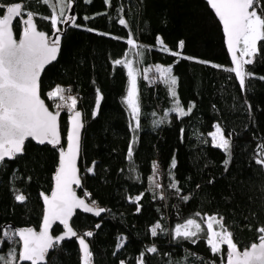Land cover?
Here are the masks:
<instances>
[{
	"label": "trees",
	"instance_id": "trees-1",
	"mask_svg": "<svg viewBox=\"0 0 264 264\" xmlns=\"http://www.w3.org/2000/svg\"><path fill=\"white\" fill-rule=\"evenodd\" d=\"M72 2L79 27L69 28L63 37L58 60L43 73L40 93L54 110L57 100L47 94L61 86L84 114L79 194L105 211L99 216L78 213L72 227L87 242L93 264H225L226 244L221 253H213L204 233L191 239L175 235V228L189 219L206 227L204 219L210 216L223 218L241 251L257 243V229L264 227V166L256 163L264 158V41L258 42L254 62L245 66L252 75L241 88L235 73L225 70L234 63L222 24L204 0ZM14 3H23L39 29L52 34V9L42 0H0L5 7ZM20 30L16 21L17 36ZM128 38L141 53L139 72L162 65L172 67L177 78L173 98L161 78L151 81L139 73L138 128L126 102V67L115 64L131 51ZM159 40L169 51L162 50ZM170 51H180V56ZM176 99L191 112L183 117L173 112ZM68 116L64 110L63 139ZM215 124L230 140L227 164L228 153L210 137ZM57 166V151L33 142L22 156L0 166V226L39 228L40 195L51 191ZM19 194L25 201L15 199ZM62 231L55 226L53 235ZM153 247L157 251L149 252ZM18 250L17 237L0 235V255L14 252L18 260ZM46 264L84 263L71 240L53 247Z\"/></svg>",
	"mask_w": 264,
	"mask_h": 264
},
{
	"label": "snow or ice",
	"instance_id": "snow-or-ice-1",
	"mask_svg": "<svg viewBox=\"0 0 264 264\" xmlns=\"http://www.w3.org/2000/svg\"><path fill=\"white\" fill-rule=\"evenodd\" d=\"M216 16L223 24V30L227 35V47L232 53L234 67L225 69L235 73L239 79L241 88L245 86L246 76L251 73L245 72V65L252 64L253 57L258 52V42L264 41V3L262 0H207ZM42 3L52 9L50 17L51 23L56 26V33H60L59 24H70L73 27H79L76 24V17L69 15L65 18L66 9L71 8V0H42ZM110 4V0H106ZM6 14L0 17V164L5 159H14L18 154L23 153L25 141L32 138L39 144L48 143L58 145L60 143L58 131L59 112L50 111L41 99L39 91V78L42 70L47 64L57 59L60 49V37L49 40L48 36L39 31L34 22V13L27 11L25 5L17 3L11 6H2ZM87 19V17H85ZM17 20L23 24V38L17 40L14 37L12 23ZM119 24L126 26L124 19L119 20ZM91 31V29H89ZM163 51H169L163 47V40H159ZM127 44L133 49L137 48L136 42L128 38ZM183 42H180L178 49L182 50ZM239 50L240 58L237 56ZM172 56H180V51H170ZM141 55V53H137ZM187 58V57H185ZM116 65L126 66L130 80V89L127 94V104L131 109L136 120V127H139L140 108L137 102V76L133 69L132 62L127 59H118ZM146 69L145 71H151ZM155 72L160 74L163 82L171 87V96L177 97L175 86L177 78L172 73V67L155 66ZM146 78V77H145ZM261 79H264L262 77ZM64 89L57 87L49 92V98L58 97L60 100L70 99L69 110L76 107L77 99L75 97H65ZM102 98V97H101ZM61 107V105H57ZM99 101L97 102V108ZM179 116L183 117L191 112L180 106L176 99V107L173 109ZM71 132L68 134L67 150H60L59 170L56 173V190L51 197H43L47 205V213L43 220V231L37 233L32 229L12 231L6 230L10 226H0V235L4 237H19L22 241V251L19 260L14 252L9 257L0 255V264H20L27 261L31 264H46V253L54 247L56 241L63 237L53 238L49 234V226L53 221H59L68 229V234L76 236V232L68 226V218L73 214L76 208H82L85 212H94L99 216L105 211L103 208L94 209L83 199L76 197L72 190V185H79L78 169L76 161L79 153V130L82 127L81 113L75 111L71 117ZM216 146L228 153L227 164L230 161V140L226 139L220 133L219 126L216 132L210 134ZM264 151V146L261 147ZM129 158L132 157V150L129 149ZM256 163L264 166V158L256 160ZM155 167V165H154ZM172 167H175L173 162ZM155 183V180H153ZM159 187V185H156ZM176 187L175 184L172 185ZM17 201L23 202L26 197L23 194L15 196ZM140 197H136L138 202ZM187 199V197H185ZM94 203V202H93ZM199 215V214H197ZM206 227H202L196 219L187 220L186 224L178 225L175 228L177 237L191 239L200 233L206 235L207 243L213 253H221L222 245H227V264H264V227L257 229L259 233L257 240L240 250L236 242L232 239V233L228 231L223 224V218L215 216L204 219ZM214 224L219 230H214ZM159 224L151 228V235H157ZM86 236H92V232H87ZM79 244L83 250L84 264H90L91 252L89 246L83 237L79 238ZM149 252L155 253L156 248H149Z\"/></svg>",
	"mask_w": 264,
	"mask_h": 264
},
{
	"label": "water",
	"instance_id": "water-1",
	"mask_svg": "<svg viewBox=\"0 0 264 264\" xmlns=\"http://www.w3.org/2000/svg\"><path fill=\"white\" fill-rule=\"evenodd\" d=\"M204 1L208 4L207 0H204ZM14 4H17V3H14ZM14 4H11V5H14ZM21 4H23V3H21ZM11 5H9V6H11ZM23 5H24V4H23ZM208 5H209V4H208ZM209 7H210V9L213 11V13L215 14V10L212 9L210 5H209ZM5 14H6V12L3 11V13L0 14V17H3ZM69 15H74V16L76 17V23H77V14H76V11H75V3H73V2L71 3V8H70V9H66V12H65V18H66L67 16H69ZM215 15H216V14H215ZM218 19H219V18H218ZM16 21H17V20H14V21H13V23H12V29H13L14 37H15L17 40H19V39H22V38H23V34H22L23 24L21 23V30H20L19 35L17 36L16 33H15V31H14V24L16 23ZM34 22H35V24H36L37 29H38L39 31L45 33V34L48 36V38H49L50 41H51L52 39H55L57 35H59V37H60V49H59V52H58V54H57V59H56L55 61L51 62L50 64H47V65L44 67V69L42 70V72H41V74H40V78H39V86H40V81H41V78H42V76H43L44 71H45L50 65L54 64V63L58 60L59 55H60V52H61L62 39H63V37L66 35L68 29L71 28V27H73V26H71L70 24H63V23H61V26L58 25V26L60 27V29H61L60 33H56V26H55V27L53 28V30H52V34H49V33L45 32V31L39 29V27H38V25H37V23H36L35 18H34ZM220 22H221V21H220ZM221 24H222V22H221ZM222 29H223V24H222ZM223 33H224L225 43H226V47H227V35H226V33L224 32V30H223ZM227 50H228V53H229V55H230V57H231V59H232V53L229 51L228 47H227ZM232 61H233V60H232ZM39 91H40V88H39ZM40 96H41V93H40ZM41 99H43L42 96H41ZM43 100H44V99H43ZM44 101H45V100H44ZM45 105L49 108V106L47 105L46 101H45ZM98 108H99V107H98ZM98 108H96V112L98 111ZM49 110H50V111H53V110H51L50 108H49ZM75 111H79V112L81 113V124H82V127H81L80 130H79V137H80V139H79V153H78V158H77V161H76V166H77V169H78V177H79V179H80V184H79V185H75V184H73V185H72V190L75 192L77 198L85 200V202H86L87 204H89V206L93 207L94 209H97V208H96L95 206H93L90 202H88V200H87L85 197H82V196L79 194V190H80V189L82 188V186H83L82 177H81L80 169H79V162H80V157H81L82 135H83V130H84L85 118H84V114H83L82 110L77 109V110H75ZM75 111H74V112H75ZM53 112H54V113L59 112V117H58V131H59L60 143H59L58 145H55V146H54V145H51V144H48L47 142L44 143V144H39V143H38L37 141H35L34 139H32V138H28V139L25 141V144H24V149H25V146H26V144H27L28 142H33L34 144L39 145V146H49V147L55 149V150L57 151V153H58V166H57V168H56L55 174L53 175L51 191H50L48 194L42 193V194L40 195L41 203H42V206H43V213H42V219H41V222H40L39 228H38V229H34V228H16V227H14V226L11 225V224L6 225V226H10V227H7V228L12 229L13 231H20V230H27V229H32V230L36 231L37 233L43 231V220H44V217H45V215H46V213H47V205L45 204L43 197H44L45 195L51 197L52 193L56 190L55 176H56V173H57L58 170H59L60 150H61V149H64L65 151L67 150V146H68V140H67V137H68V134L71 132V127H72V125H71V117L74 115V112H72V113L68 116V118H67V130H66L65 139H63V136H62V133H61L60 122H61V117H62L64 111H63V110H59V111H56V112L53 111ZM24 149H23V153H22V154H18L16 157L22 156V155L24 154ZM16 157H15V158H16ZM15 158H14V159H15ZM14 159H7V158H6L4 162L13 161ZM4 162H3V163H4ZM3 163H2V164H3ZM2 164H0V166H1ZM78 213H82V214H85V215H91V216H97V215L94 214V212H85V211H83L82 208H76V209L73 211V214L68 218V226H70L74 232H76V231H75V230L73 229V227H72V221H73V219L76 217V215H77ZM55 226H60V227L62 228V230H63L62 233L59 234V235H57V236L53 235V229L55 228ZM49 234H50L53 238H56V237H63L62 240H59V241H56V242H55L54 247H55V246H61V245H62L63 243H65V242H68V241H71V240H75L76 243H77V245H78V249H79V252H80L81 260H82V262L84 263V259H83V250H82V248H81V246H80V244H79V238H81V237L78 236L77 232H76V234H77L76 236H71L70 234H68V229H67V227H65V226H64L63 224H61L59 221H53V222L50 224V226H49ZM17 240H18V242H19V250H18V260H19V255H20V253H21V251H22V241H20L19 237H17ZM85 242H86V241H85ZM86 243H87V242H86ZM257 243H258V242H257ZM52 249H53V248H51V249L48 250V252L46 253V256H47L48 253H50V252L52 251ZM89 251H90V248H89ZM20 264H31V262L23 261V262H20ZM42 264H43V262H42ZM90 264H93L92 255H91V259H90ZM225 264H227V259H226V263H225Z\"/></svg>",
	"mask_w": 264,
	"mask_h": 264
},
{
	"label": "rangeland",
	"instance_id": "rangeland-1",
	"mask_svg": "<svg viewBox=\"0 0 264 264\" xmlns=\"http://www.w3.org/2000/svg\"><path fill=\"white\" fill-rule=\"evenodd\" d=\"M66 12V11H65ZM55 27V26H54ZM140 53V51H139V49H138V47L137 48H135V49H131V51L127 54V56L124 58V59H127V60H130L131 62H132V65H133V69H134V71H135V74H136V76H137V80H138V75H139V73H142V75L144 76V77H146V78H149L151 81H155V80H157V79H160V74L159 73H157V72H155V66L156 65H152V66H150L149 68H147V69H152L151 71H142V72H139V70H138V67H139V58H140V55H137V53ZM237 56H238V58H240V53H239V50L237 51ZM253 59H254V57H253ZM160 66H162V65H160ZM235 66V65H234ZM246 66V65H245ZM244 66V67H245ZM126 67V66H125ZM162 67H165V66H162ZM126 70H127V73H128V69H127V67H126ZM130 80H131V78L129 77V88H128V91H129V89H130ZM57 87H61V86H57ZM57 87H55L53 90H51L50 92H52V91H54ZM62 88V87H61ZM63 95L67 98V97H74V96H71V95H68V94H66L65 93V91H64V93H63ZM47 96H48V94H47ZM48 98H49V96H48ZM49 99H56L57 100V103L54 105V110L53 111H59V110H66L67 112H68V114L70 115L72 112H74L75 110H77V104H76V107H75V109H73V110H69V107H68V105H70V103H71V101H70V99H65V100H60L58 97H56V98H49ZM126 100H127V98H126ZM137 102H138V105H139V100H138V87H137ZM57 105H61V107H57ZM127 106H128V104H127ZM176 107V102H172V107H171V110L173 111V109ZM128 108H129V106H128ZM139 108H140V105H139ZM129 111H130V114H131V117H132V119H133V123H134V126L136 127V120H135V118H134V116H133V113H132V111H131V109L129 108ZM174 112V111H173ZM175 113H177V112H175ZM139 116H140V113H139ZM217 126H219L218 124H215V126H214V130H213V132H216V130H217ZM219 129H220V133L221 134H223V131H222V129L220 128V126H219ZM213 132H211V133H213ZM223 136L226 138V139H228L224 134H223ZM210 137H211V140H212V142H213V145L214 146H216V143H217V141H214L213 140V138H212V136L210 135ZM217 147V146H216ZM214 230H219V229H217V228H215L214 227ZM138 264H142V262H141V260H139L138 261Z\"/></svg>",
	"mask_w": 264,
	"mask_h": 264
}]
</instances>
